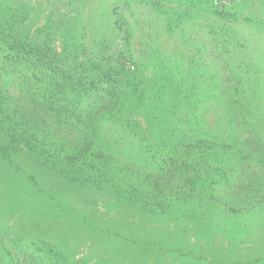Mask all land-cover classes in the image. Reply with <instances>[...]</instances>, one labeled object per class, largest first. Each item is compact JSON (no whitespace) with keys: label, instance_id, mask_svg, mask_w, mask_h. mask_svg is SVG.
<instances>
[{"label":"trees","instance_id":"1","mask_svg":"<svg viewBox=\"0 0 264 264\" xmlns=\"http://www.w3.org/2000/svg\"><path fill=\"white\" fill-rule=\"evenodd\" d=\"M181 1L206 9L217 22L237 17L228 1ZM60 20L49 18L42 40L38 31H20L9 19L0 23V132L7 139L1 153L9 163L14 164L12 150H22L72 182L154 215L176 201L214 193L219 183L235 187L237 164L253 161L254 177L242 185L249 191L232 200L264 202V107L256 89L240 77L233 83L218 79L205 61L176 77L147 74L148 66L132 51L123 16L117 20L119 34L103 40L99 52L88 44L85 26ZM225 63L228 76L234 75ZM216 98L223 100L228 121L220 130L208 123L203 109ZM24 173L38 186L34 175ZM38 189L60 209L74 211ZM76 215L99 231L94 221ZM101 231L126 239L112 229ZM145 244L163 249L156 241L140 242ZM17 247L8 252L16 264H77L54 249Z\"/></svg>","mask_w":264,"mask_h":264},{"label":"rangeland","instance_id":"2","mask_svg":"<svg viewBox=\"0 0 264 264\" xmlns=\"http://www.w3.org/2000/svg\"><path fill=\"white\" fill-rule=\"evenodd\" d=\"M224 1L237 15L235 21L217 22L206 9L180 0H0V23L9 19L20 31H38L42 40L49 18H61L67 26H85L88 44L99 52L103 40L119 34L117 20L123 16L132 51L148 66L147 74L176 77L205 61L218 79L233 83L240 77L256 89L264 107V0ZM225 62L235 76H228ZM203 109L212 127H225L222 99L205 102ZM6 140L0 132V264H16L8 252L22 245L39 253L54 249L77 264H264V202L232 200L249 191L242 185L254 177L253 161L237 164L235 187L219 183L214 193L175 200L170 209L151 215L104 190L72 182L22 150H12L14 164L9 163L1 153ZM24 171L36 177L38 186ZM39 187L74 211L60 209ZM76 213L94 221L99 231H91ZM106 229L126 239L101 231ZM143 241H156L163 249L140 245Z\"/></svg>","mask_w":264,"mask_h":264}]
</instances>
